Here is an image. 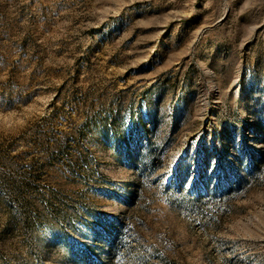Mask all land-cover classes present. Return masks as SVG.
<instances>
[{"label": "rangeland", "instance_id": "obj_1", "mask_svg": "<svg viewBox=\"0 0 264 264\" xmlns=\"http://www.w3.org/2000/svg\"><path fill=\"white\" fill-rule=\"evenodd\" d=\"M0 264H264V0H0Z\"/></svg>", "mask_w": 264, "mask_h": 264}]
</instances>
